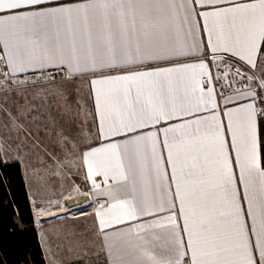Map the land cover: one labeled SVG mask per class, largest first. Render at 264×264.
Instances as JSON below:
<instances>
[{
    "label": "snow or ice",
    "instance_id": "snow-or-ice-1",
    "mask_svg": "<svg viewBox=\"0 0 264 264\" xmlns=\"http://www.w3.org/2000/svg\"><path fill=\"white\" fill-rule=\"evenodd\" d=\"M57 73L88 76L109 143L57 126L49 97L70 112L69 94L41 87ZM214 81L246 87L227 95ZM53 135L63 157L48 150ZM33 153V175L78 154L108 198L95 213L108 264H264V0H0L7 195L11 170ZM27 200L28 215L13 207V234L44 217L45 204Z\"/></svg>",
    "mask_w": 264,
    "mask_h": 264
},
{
    "label": "crops",
    "instance_id": "crops-1",
    "mask_svg": "<svg viewBox=\"0 0 264 264\" xmlns=\"http://www.w3.org/2000/svg\"><path fill=\"white\" fill-rule=\"evenodd\" d=\"M257 70H259V66ZM41 87L50 94L59 91L69 94L68 99L72 102L70 112L65 111L56 96L50 95L49 97L52 114L58 122L57 126L63 127L67 135L75 136L83 130L88 134L89 140L95 141V146H102L110 142L104 140L97 131L93 88L87 75L78 76L71 81L55 79V82L51 84L45 81ZM228 95L235 96V92ZM217 98L220 99L219 96ZM244 102L238 101V103ZM234 106L229 105V107ZM97 136L100 138L96 139ZM55 139L53 135L51 139L45 140L48 150L53 154L59 153L63 157L64 153L54 143ZM116 139L122 138L117 137ZM36 152H39L47 161L48 158L44 156L43 152H40L39 149ZM68 160L70 161L68 168L58 169L52 165L40 175H33L30 171L32 167H41L36 160L35 153L22 163L25 179L29 184L28 191L32 194L47 196L56 193L59 196L55 201L64 195H71V198L64 202L68 210H73L77 206H91L90 209L76 214L65 213L67 210L61 213L55 206L51 213H59V215L53 216L48 213L37 221L40 241L41 235L45 233L52 241L51 249L45 247L43 250L46 262L47 264H108V259L102 251L103 242L97 234L98 217L95 215L99 211L100 205L106 204L108 198L98 194L92 186L91 179L86 178V168L82 165L78 154L68 156ZM48 163L51 164V161ZM49 177L52 179L50 185L46 182ZM96 180L101 184V190L107 187L102 182V176H97ZM111 183L112 181H109V184ZM73 186H78L80 191H73ZM71 204L75 206L72 207Z\"/></svg>",
    "mask_w": 264,
    "mask_h": 264
},
{
    "label": "trees",
    "instance_id": "trees-1",
    "mask_svg": "<svg viewBox=\"0 0 264 264\" xmlns=\"http://www.w3.org/2000/svg\"><path fill=\"white\" fill-rule=\"evenodd\" d=\"M22 164L11 170V195L0 188V264H23L27 256L31 264H47L38 235L37 222L23 233L13 234V207L28 215L29 206ZM15 200L13 206L10 201ZM30 224L31 222L28 221Z\"/></svg>",
    "mask_w": 264,
    "mask_h": 264
},
{
    "label": "built area",
    "instance_id": "built-area-1",
    "mask_svg": "<svg viewBox=\"0 0 264 264\" xmlns=\"http://www.w3.org/2000/svg\"><path fill=\"white\" fill-rule=\"evenodd\" d=\"M238 66V65H237ZM239 67V66H238ZM241 71H244L243 69H241ZM21 76H23V74H20ZM54 79H65L63 75L57 73L55 74V77ZM240 78L239 77H236L235 80H239ZM214 83L216 84V89H217V93H220V92H224L225 94H231L232 92H234V89H237V88H240V89H243L244 87H246L245 84L243 83H237V82H233L231 83L230 87H226V88H221L220 85L221 83H227L226 81H220V82H215ZM219 96V95H218ZM66 211V210H65Z\"/></svg>",
    "mask_w": 264,
    "mask_h": 264
},
{
    "label": "rangeland",
    "instance_id": "rangeland-1",
    "mask_svg": "<svg viewBox=\"0 0 264 264\" xmlns=\"http://www.w3.org/2000/svg\"><path fill=\"white\" fill-rule=\"evenodd\" d=\"M46 182H47L48 185H50V184L52 183V179H51V177H49L48 180H47ZM58 196H59V195L56 194V193H52V194H49V195H47V196H37V195H35V194L33 193V197H34V199H36L37 202H43V203L45 204V208H46V209H49V208H47V202H49V201H53V202H55V199H56ZM54 207H55V205H53L50 209L54 210V209H55ZM90 208H91V206L89 205V206H86V207L82 208V210H79V211H76V212H71L70 214H76V213H79V212H82V211L88 210V209H90ZM50 209H49V210H50Z\"/></svg>",
    "mask_w": 264,
    "mask_h": 264
},
{
    "label": "water",
    "instance_id": "water-1",
    "mask_svg": "<svg viewBox=\"0 0 264 264\" xmlns=\"http://www.w3.org/2000/svg\"><path fill=\"white\" fill-rule=\"evenodd\" d=\"M71 195H64L61 198H59L57 201H60V206L57 207L58 211H64L67 210V206L64 204L65 201H68L71 197ZM72 207H74V204H71Z\"/></svg>",
    "mask_w": 264,
    "mask_h": 264
},
{
    "label": "bare ground",
    "instance_id": "bare-ground-1",
    "mask_svg": "<svg viewBox=\"0 0 264 264\" xmlns=\"http://www.w3.org/2000/svg\"><path fill=\"white\" fill-rule=\"evenodd\" d=\"M82 208H84V207H79V206H77V207H74V209L73 210H68V208H67V211L65 212V210H64V212L65 213H71V212H76V211H79V210H82ZM51 212H53V210L52 209H46V211H45V213H44V216L46 215V214H48V213H51ZM59 212H63V211H59Z\"/></svg>",
    "mask_w": 264,
    "mask_h": 264
}]
</instances>
